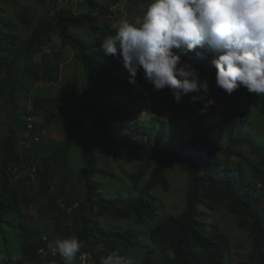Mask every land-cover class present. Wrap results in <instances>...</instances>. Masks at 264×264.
Here are the masks:
<instances>
[{
	"label": "trees",
	"instance_id": "1",
	"mask_svg": "<svg viewBox=\"0 0 264 264\" xmlns=\"http://www.w3.org/2000/svg\"><path fill=\"white\" fill-rule=\"evenodd\" d=\"M120 1L82 0L77 8L58 5V0H38L49 4L44 16L36 19L22 6L15 22L1 12L4 5H21L20 0H0V99L8 122V132L0 139V233L8 224L17 230L20 242L19 255L0 258V264H64L47 250V243L71 236L92 252L93 264L111 252H118L126 264H264V135L257 138L252 132L254 127L264 132V96L240 87L227 99V113L212 103L202 114L209 91L204 101L192 103L189 94L177 102L167 87L155 91L145 77L140 78L142 72L137 81L143 86L134 91L129 75L118 73L119 59L100 47L103 36L115 31L110 18ZM55 37L74 51L71 72L62 70V51L47 49L54 48ZM184 60L195 61L208 84L215 76V67L199 61L195 52L182 54ZM40 81L46 86L34 89ZM114 82L124 91L115 90ZM157 97L162 108L153 102ZM22 99L32 100L35 110ZM45 99L53 101L49 111H41ZM248 100L258 103L248 106ZM148 107L154 113L148 120L136 118L127 124L120 120L125 109ZM38 109L45 119L36 123L34 132L52 123L67 126L64 139L49 151L41 146L42 154L39 150L34 154L39 141L31 147L23 135L29 130L27 115ZM179 118L187 119L184 128ZM102 152L114 163L128 152L153 166L122 170L127 185L106 196L102 189L107 179L117 175L103 162ZM13 166L29 173L15 179ZM174 168L187 175L185 202L178 213H167L160 191L172 189ZM74 172L83 183L80 198L74 195ZM32 200L46 213V224L28 219L25 205ZM208 210L230 215L248 243L230 235L214 214H206ZM9 213L17 215L12 216L18 218L16 224ZM155 219L148 232L161 251L160 259L151 254L125 257L126 250L139 242V231L105 224L129 220L148 226ZM169 249L174 260L166 255ZM79 253L73 264H79Z\"/></svg>",
	"mask_w": 264,
	"mask_h": 264
},
{
	"label": "clouds",
	"instance_id": "2",
	"mask_svg": "<svg viewBox=\"0 0 264 264\" xmlns=\"http://www.w3.org/2000/svg\"><path fill=\"white\" fill-rule=\"evenodd\" d=\"M113 27L114 33L105 34L100 47L122 61L133 85L139 86L142 69L155 91L167 87L177 102L189 94L192 103L204 101L207 77L201 78L195 61H182V54L195 52L199 61L215 67V86L226 94L244 87L264 96V0H150L143 14L124 16ZM212 103L206 100L200 112ZM80 249L76 236L47 243V250L64 264H73ZM166 255L175 259L171 249ZM99 264L126 261L111 252Z\"/></svg>",
	"mask_w": 264,
	"mask_h": 264
},
{
	"label": "rangeland",
	"instance_id": "3",
	"mask_svg": "<svg viewBox=\"0 0 264 264\" xmlns=\"http://www.w3.org/2000/svg\"><path fill=\"white\" fill-rule=\"evenodd\" d=\"M81 2L82 0H58V5L72 6V7L78 8ZM20 4L21 5L19 6H14L13 4L4 5L5 9L4 11L1 12V14L7 16L10 20L18 22L17 16L22 6L29 8V10L32 11L36 19H39L40 17L44 16L48 12L49 4L48 3L40 4L38 0H20ZM147 5L148 3L142 0H121L116 5V7H114V14L111 16L110 19L114 25L118 24L119 20L123 18L124 16H127L129 19H134L137 15L143 14V12L146 10ZM78 32L84 35L85 37H88L84 30H78ZM22 34H25V32L22 31ZM52 46H54V48L47 47V49L48 50L58 49L62 51L63 53V66H62L63 72L64 73L71 72L74 66V60H73L74 51L70 47L62 46V43L57 37H55ZM39 58L40 56H38V59ZM116 62L118 64V73L121 75H129L128 71L123 67L122 61L117 60ZM140 72L143 73V70L141 69ZM143 77H144V74H141L140 78H143ZM111 85L118 92L124 91V86L120 83L114 82ZM130 85L132 86L134 91L138 90L139 88H142L143 86L141 82H138L139 86L133 85L132 83H130ZM45 86H46V83H44V81H40L34 86V89H39ZM209 86L210 87H209V93H208L207 98L209 100L214 101L213 104L216 106L217 110L227 113L230 106L226 105V101L229 98H233L234 92L231 95H228L223 90L217 88L215 86V76L210 79ZM133 94H134V97H137V93H133ZM131 99L129 98V100ZM22 102H27V101L22 99ZM153 102L156 106H158V108L159 107L162 108V102L160 98L158 97L154 98ZM27 103H28V106L32 110H35L36 107L34 106L32 100L28 101ZM249 103H252V101L248 100V106H249ZM257 103H258V100L254 101L251 105L255 106L257 105ZM40 107H41V111L43 110L49 111V108L53 107V101L50 99H45L41 103ZM125 110L120 119L124 124H127L128 122H130L131 119H136V118L141 119L142 118L143 120H148L154 116V113L152 112L150 107L145 108L143 110H138V111L137 110L131 111L130 109H127L126 111ZM41 111L38 109V111L34 115L31 114L32 119L35 118V120H38L39 122H44L45 116L43 115V113H41ZM248 111H249L250 116L253 117L252 110L249 109ZM28 116L29 115H27V117ZM116 119H117V116L113 115L112 120H116ZM177 122L183 128L188 124L187 119L185 118H179ZM7 132H8V122L5 118V104H4V100L0 99V139L3 136H5ZM66 132H67V126L65 124H61V123H52L50 125L48 124L46 126L45 131L39 135V138H41L40 139L41 141L35 143L38 148H35L36 150L34 151V154H37L38 150L42 154L41 152L42 147H45V149L49 151L52 147H54V145H57L59 141L64 139ZM252 132L254 136H256L257 138L264 135L263 129L262 130L257 129L256 127L252 129ZM23 135L24 137L28 138V145L33 147L34 141H32V139L30 138V135L27 134L26 132H24ZM97 141H98L97 137H95V145L97 146L98 151H100L102 150V147L101 145L97 143ZM245 149L249 150L248 147H245ZM102 153L103 155L101 154V157L103 159V162L108 163V168L111 170V172L117 175L116 179L114 178L107 179L106 184L104 185V188L102 189V192L106 196L117 194L127 185L126 175L123 174L122 170L131 169L136 166H143L145 168L147 167L151 168L153 166V164L151 165L146 164V162L142 158H140V156H133L129 154L128 152H124V156L122 157V159L119 162H115V163L111 162L112 158L111 159L108 158L107 153L105 152H102ZM33 168H36V166H33ZM13 176L15 179H18L15 177V174H13ZM31 180H34V178H32ZM186 180H187V175L182 173L178 168H174L171 171V181L173 183L172 189L168 192L162 191V190L160 191V197L165 202L164 207L166 208L167 213H178L182 209V206L185 202ZM73 183L75 185L74 195L77 198L82 197L84 193L83 183L79 179L77 172H74ZM32 198L34 199V197ZM25 212L28 215L29 220L32 221L34 217L36 218V220H42V223L46 224V213L42 212L39 209V205L35 200H32L30 204L25 205ZM206 214H214L222 222V224L226 227L230 235L238 237L239 241L240 240L243 241V244L248 243L246 235L237 228L236 224L231 219L230 215H228L225 212L215 211V210H208L206 211ZM12 216L17 217L16 214L12 215V213H9V219L14 220ZM156 220L157 219L149 220V222L147 223L148 226L137 225L136 223L129 221V220H112V221L107 220L105 221V224L111 228L124 226L127 228H134L139 231L140 233L139 242L137 241L138 243L136 246L126 250V253L124 254L125 257L129 259H139L145 254H151L156 259H160L161 251L157 246L153 245V243L151 242L149 238L150 235L148 232V228L151 225H153L156 222ZM17 222H18V218L13 221L14 224H16ZM5 228H6V231L4 233H0V258L1 259L16 257L20 253V247H19L20 242H19V237L17 235L18 233H16L17 230L8 224H6ZM248 250L249 249L246 248L243 253L246 254Z\"/></svg>",
	"mask_w": 264,
	"mask_h": 264
},
{
	"label": "built area",
	"instance_id": "4",
	"mask_svg": "<svg viewBox=\"0 0 264 264\" xmlns=\"http://www.w3.org/2000/svg\"><path fill=\"white\" fill-rule=\"evenodd\" d=\"M32 115H29L27 117V122H28V128L29 130H27V134L30 135V138L32 139V141H40L41 138H39V135L42 134L46 128H44L42 131H37V132H34V128H35V125L36 123L38 122V120H35L32 119L31 117ZM35 168H32V171H34ZM10 171L15 174V177L16 178H19V177H22L26 174L29 173V171L26 169V170H21L20 167L18 166H13V167H10ZM32 173V172H31ZM64 208H66L68 211H71L72 210V207H69L68 208L66 207V205H64ZM43 250L42 252H46L45 249H41ZM79 264H93V254L92 252L88 251V250H84L81 248L80 250V253H79Z\"/></svg>",
	"mask_w": 264,
	"mask_h": 264
}]
</instances>
